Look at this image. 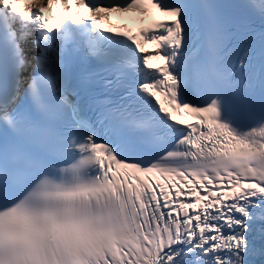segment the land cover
<instances>
[{"label":"snow or ice","instance_id":"1","mask_svg":"<svg viewBox=\"0 0 264 264\" xmlns=\"http://www.w3.org/2000/svg\"><path fill=\"white\" fill-rule=\"evenodd\" d=\"M0 264H264V0H0Z\"/></svg>","mask_w":264,"mask_h":264}]
</instances>
